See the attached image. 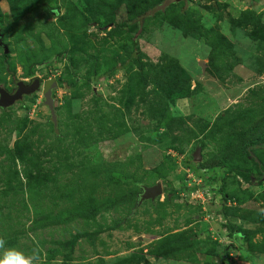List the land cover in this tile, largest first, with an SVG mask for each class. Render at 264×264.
I'll return each instance as SVG.
<instances>
[{"label": "rangeland", "instance_id": "374dc122", "mask_svg": "<svg viewBox=\"0 0 264 264\" xmlns=\"http://www.w3.org/2000/svg\"><path fill=\"white\" fill-rule=\"evenodd\" d=\"M260 143L264 0H0L5 247L40 264H264Z\"/></svg>", "mask_w": 264, "mask_h": 264}, {"label": "water", "instance_id": "95a60500", "mask_svg": "<svg viewBox=\"0 0 264 264\" xmlns=\"http://www.w3.org/2000/svg\"><path fill=\"white\" fill-rule=\"evenodd\" d=\"M49 83L46 85L47 90L55 87V82ZM41 89V84L39 80H33L30 84L18 83L17 89L12 93L9 94L7 92H3V99L6 105H13L18 101H21L24 96L31 95L38 92ZM50 102V101H49ZM48 109L50 111L51 120L54 125L57 123V117L55 115L52 103H48ZM195 159H197L195 157ZM162 194V188L160 184H156L152 187H143V194L140 197L139 203L143 201H154L157 197Z\"/></svg>", "mask_w": 264, "mask_h": 264}, {"label": "clouds", "instance_id": "9594fccd", "mask_svg": "<svg viewBox=\"0 0 264 264\" xmlns=\"http://www.w3.org/2000/svg\"><path fill=\"white\" fill-rule=\"evenodd\" d=\"M0 264H40L37 249L26 252L16 247H5V240L0 238Z\"/></svg>", "mask_w": 264, "mask_h": 264}, {"label": "trees", "instance_id": "16d2710c", "mask_svg": "<svg viewBox=\"0 0 264 264\" xmlns=\"http://www.w3.org/2000/svg\"><path fill=\"white\" fill-rule=\"evenodd\" d=\"M259 146H261L262 148L264 147V143H260ZM261 174V171H258L257 173H247L246 176H254L255 179H259Z\"/></svg>", "mask_w": 264, "mask_h": 264}]
</instances>
